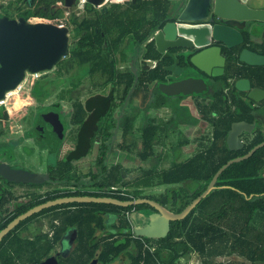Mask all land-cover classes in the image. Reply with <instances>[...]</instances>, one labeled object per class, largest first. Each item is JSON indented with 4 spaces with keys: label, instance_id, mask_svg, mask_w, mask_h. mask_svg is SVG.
I'll use <instances>...</instances> for the list:
<instances>
[{
    "label": "trees",
    "instance_id": "obj_1",
    "mask_svg": "<svg viewBox=\"0 0 264 264\" xmlns=\"http://www.w3.org/2000/svg\"><path fill=\"white\" fill-rule=\"evenodd\" d=\"M57 1L62 0H36L33 7H27L25 0H21L17 2L22 3L24 8L20 5L18 10L26 19L31 16H59L63 9L51 7ZM172 6L171 0H130L103 13L89 3L84 4L80 14L71 12L69 51L57 63L67 76L35 79L30 86L31 93L40 102L58 88V96L64 93L78 95L79 91L75 89L81 78L92 79L99 75L105 82L111 81L110 93H113L116 83L117 88L120 87L119 80L124 86L118 92L125 96L133 87L131 95L140 96L141 102L123 112L118 123L119 130L114 134L107 130L115 126L114 118L105 129H101L105 111L103 103L100 107L91 108L85 116L78 97L71 96L70 123L73 127L70 135L73 145L64 157L49 167V172L62 187H55L53 194L37 202L69 195L111 196L120 200L145 197L158 201L172 212H179L207 187L221 165L245 154L264 140V97L254 101L230 81L246 77L253 86L264 89V64L248 65L238 59L243 47L264 55V23L256 30L242 29L244 40L241 45L223 48L227 55L224 72L208 76L207 89L194 94L204 101L196 102L200 114L197 118L190 114L187 106L180 104L182 95L168 96L159 90L158 84L167 73L163 66L172 59H161L154 41H146L172 19ZM253 34L260 37L258 42L252 40ZM134 56L156 61V66L151 69L137 67V79L132 86L135 74L122 73L117 64L125 63ZM180 63L190 65L189 56L181 55ZM66 79L71 81L68 88L65 87ZM19 97L24 99L23 92L15 95L16 101ZM161 107L171 108L172 116L168 121L148 116L147 110ZM45 109L40 107L39 111ZM142 109L144 113L140 112ZM139 114H142V123L136 134L132 129ZM1 118H7L2 105ZM200 118L208 122L210 131L206 135L207 143L199 144L191 157L177 160L182 153L180 146L189 142L186 135L176 136L170 149L164 153L156 150V146L166 144L174 127L183 124L191 129ZM240 120L255 123V128L251 134H244L240 149H229L227 132L232 122ZM6 132L0 120V136ZM135 134L140 143L135 160L149 161V165L141 167V175L129 181L124 179L129 169L123 165L122 159L136 147ZM49 135L54 143L52 150H58L63 134L54 132V135ZM96 141L99 143L95 157L97 170L79 172L76 161L90 155ZM114 154L117 155L116 161ZM167 158L170 159V166L159 169V162ZM162 185L165 190L158 197L143 192L147 186ZM111 186L116 187L115 192L108 191ZM215 186L184 218L170 221L168 233L161 238L137 236L126 215L127 212L143 209L153 211L148 203L120 206L70 202L55 205L58 209L55 214L60 222L59 234L68 226L77 231L70 264H86L97 249L100 250L98 258L102 263L126 256L129 264H186L194 254L199 264H264V145L248 158L227 166L218 176ZM109 216L112 217L110 221ZM235 256L243 260H234L232 257Z\"/></svg>",
    "mask_w": 264,
    "mask_h": 264
},
{
    "label": "water",
    "instance_id": "obj_2",
    "mask_svg": "<svg viewBox=\"0 0 264 264\" xmlns=\"http://www.w3.org/2000/svg\"><path fill=\"white\" fill-rule=\"evenodd\" d=\"M86 2L94 7L103 6V12L107 11V7L104 6L106 0ZM62 4L63 7L71 8L76 4V0H62ZM258 22L264 23V0H184L175 8L172 19L152 33L151 40L162 57H172L173 62L165 67L172 76H179L184 70L190 72L196 69L206 75L218 76L224 72L226 60L222 46L233 48L241 45L244 40L241 30ZM70 36L68 26L30 21L24 16L17 18L0 16V103L6 98L7 93L21 85L28 74L51 71L58 61L68 54ZM168 48L180 51L169 53ZM178 54L189 56L190 65L186 67L179 65ZM238 59L248 65L264 64V55L246 47L239 51ZM243 82L247 83L246 87L241 86ZM235 87L246 91L247 97L254 101L264 97V90L251 87L247 79L236 81ZM158 88L166 95H187L201 93L207 89V83L201 76H187L170 83L161 82ZM254 128L255 123L245 120L232 122L226 135L228 148L240 149L243 146L242 135L251 134ZM263 145L264 140L255 144L245 154L227 160L214 173L207 187L179 212H172L156 200L145 197L120 200L111 196L69 195L36 205L15 219L9 227L35 211L62 203L100 202L120 206L148 203L155 211L148 215L139 212L140 216L136 217L138 223L133 230L137 236L161 238L168 233L170 221L184 218L201 198L216 187L218 176L227 166L248 158ZM0 174L16 181H40L46 178L42 176L43 173L14 169L7 164H0ZM88 264H100L97 254Z\"/></svg>",
    "mask_w": 264,
    "mask_h": 264
},
{
    "label": "flooded vegetation",
    "instance_id": "obj_3",
    "mask_svg": "<svg viewBox=\"0 0 264 264\" xmlns=\"http://www.w3.org/2000/svg\"><path fill=\"white\" fill-rule=\"evenodd\" d=\"M127 1H130V0H124L123 3H120V4H125ZM182 1L184 0H179V2H182ZM35 2L36 0H25L27 7H33V3ZM85 3H87L86 0L84 4ZM120 4L117 3L116 5H120ZM14 5H15L14 9H16L17 11H21V10H18L19 5H16V4ZM77 5H78V0H76V4L73 7L77 8L76 10H74L76 14H80L83 11V8L79 9ZM51 7H53L56 10L57 9H63V10L67 9L66 10L68 11L67 17L70 22V14L72 11L69 10L70 8L63 7L62 1H57L55 4H52ZM73 7H71V9H73ZM95 8L100 13H103V6L95 7ZM173 13H174V10L172 11V14ZM19 16H22V15H18V17ZM32 17L33 18L35 17V19L38 21H43V19L49 18V17H41V16H31L27 19L30 20V18ZM69 28H70V35H71V32H72L71 23H70ZM70 40H71V36H70ZM150 40H151V35L148 37L146 41H150ZM223 48L224 46H222V52L226 54V51ZM168 51L169 53H172L175 51L179 52L180 50L176 48H168ZM193 52H195V50H193ZM181 55L182 54H178V58H179L178 64L179 65H182L180 63ZM166 57H170V56L162 57V54L160 56L161 59H164ZM170 58L172 59V57ZM226 58H227V55H226ZM172 62H173V59L163 66L164 69L167 65L171 64ZM120 64H122L124 68H120L119 66ZM142 66H146L147 69L154 68L156 66V61H152L150 59H142L141 57L134 56L130 58L129 60H127L125 63L118 62L117 69L120 70L122 73L132 72L133 74H135L134 82L132 85L134 86L135 80L137 79V76H136L137 67H142ZM183 66L186 67V65H183ZM187 76L203 77L208 87V81H209L208 76H211V75H206L197 69L191 70L190 72H187L186 70H184L179 76H172L171 73L167 71L164 79L160 81V83L161 82L170 83V82L179 80ZM93 83L95 84V86H92ZM118 84L122 85V87L124 86V83L119 82V80H118ZM68 86H70V84ZM88 87H94L97 90L95 92L85 93L84 95L75 94L74 96L71 95L70 93H64L58 96L56 93L55 99L51 100L50 102H47V100L51 97L52 94L49 95L47 98H45L42 102H40L39 99L35 97L32 93L31 95L28 93L27 94L23 93L24 98H26L27 96H32V102L24 106L23 108L24 113L20 117V121L23 127V130H22L23 137L19 136V138L13 142L10 141V142L0 143V148L1 149L3 148L2 151H5L7 149L12 150V148H14L18 143L23 141L24 137L28 140L25 144L22 145L20 149H25V150L30 149L31 150L33 148V150H35L37 147L35 148V146H33L32 144L34 142L37 143L39 140H43V142L46 143L48 146L47 147L48 151L49 150L51 151L54 143L52 142L49 134L51 133V135H54V132L55 133L60 132L63 134V136H61L62 142L60 143V145L63 143V141L66 142L67 138L69 137L71 138L70 130L73 127L70 123V113L72 110L71 96L78 97L85 111V114H84L85 116L87 115V113L91 112V108L100 107V105L103 103L105 105V111L102 115L101 122L103 124L102 125L103 127L101 126V129L102 130L105 129L109 121L114 118L116 120L115 126L113 128L107 129L108 131H112L114 134L117 133L119 130L118 123L121 117L123 116V112L125 110L127 111L131 110V108L134 105H139L141 102L140 96L136 97V96L131 95V90L133 87H131L128 93L125 96H123L122 93H119L122 91V88H120L119 86L117 88V83H116L115 89H113V93H110L112 89L111 81L105 82V79L102 78L101 76L99 80H97V82H93L92 79H89L86 76L83 79L81 78V82L79 84L80 91L82 90L87 91L89 90ZM17 94L19 95L21 93L17 91L15 95ZM194 94H199V93H193V94H187V95L177 94L175 96L182 95L180 99V104L187 106L188 109H189V104L191 103L192 106L195 108V112L192 113L190 109H189V112L191 115L198 118L200 117V114H199L196 102L197 101L204 102V101L202 97H197ZM168 96H174V95H168ZM21 101H22L21 97H19L16 101V104H19ZM63 101H66L67 105L62 103ZM40 107H46V109L40 112L39 111ZM162 108L170 110V114L167 117L161 116L158 108L147 110L148 116L149 117L157 116L163 121H168L172 116L171 108L170 107H162ZM140 112L144 113V109H142ZM141 115L142 114H139L134 122V126L132 129L133 132H135V128L136 127L139 128L140 124L142 123V121L140 124L137 123L138 120L141 119ZM64 116H66V118ZM110 116L111 118H109ZM7 119H8V114H7V118L0 119L4 123V126L6 129H7V124L5 122L7 121ZM199 124H204L206 127L204 128V130L201 131L202 133L192 136L193 135L192 132L194 128L198 127ZM172 130L174 131L172 133L176 134L177 137L179 135L182 137L186 135V137L189 139L188 143H191L192 140L195 141L196 139H199L200 140L199 143H194L196 144L195 145L196 147L194 149H197L199 144L207 143L206 135L210 131V126L206 120L200 118L198 123L195 126H193L191 129L187 128L183 124H179L176 127H174ZM205 130H207V132H205ZM243 136L244 134L242 135V138H241L242 140H243ZM114 137L115 135H113V138ZM168 138L166 140L165 145H167ZM174 141L175 139L173 141L168 142L170 144H168L167 147L164 145L167 148L165 149L169 150L170 145ZM67 142L70 144V140ZM188 143L180 146L181 152H184L183 146L185 147V145H187ZM95 144H97V148H98V144H99L98 141L94 143V146ZM138 144L139 145L137 148L140 147L139 142ZM94 146H93V149H94ZM158 147H160L159 150H162L163 148V146H156V150ZM8 154L12 155L11 153H8ZM177 160H179V158ZM168 161L170 163V159H168ZM0 164H7L10 168L28 171L23 168L14 167L13 165L9 163V160L4 157L0 158ZM50 164L51 163L47 164L46 171L40 172L44 174L42 175L43 177L46 176L45 179L43 178L40 181H16V180H13V179H10L4 176L3 174H0V234L7 229L0 237V264H55V263L70 264L69 261L72 256V252L76 246L77 231L75 228L68 226L64 231H62V233L59 234L58 231L60 228V222H59V218L55 214V212L58 211L55 205L44 207L38 211H35L31 213L30 215L20 219L13 226L9 227V225L15 219L20 217L22 214L28 212L30 209L34 208L36 205L40 204L39 202H37L38 200L44 199L50 194H53L55 187L57 186L62 187V185L59 184L58 179H55L49 172ZM96 170H97V167H96ZM96 170L93 171L89 169L88 171L95 172ZM29 172H32V171H29ZM32 173H37V172H32ZM132 212H134L136 217H138L140 216L138 215L139 212L140 213L143 212L144 214L148 215L152 211L148 212L147 209H143L138 212L136 211H132ZM128 213L129 212H127V214ZM108 218L110 219L112 217L109 216ZM131 228L133 230V226ZM99 251H100L99 249L95 250L91 258L95 257L96 254L98 257ZM124 257L125 256H122L120 258L118 257L116 259L114 258L107 263H102L100 259L98 258V262L100 264H112V263L129 264L128 259L126 258L125 260ZM88 262L86 264H88Z\"/></svg>",
    "mask_w": 264,
    "mask_h": 264
},
{
    "label": "rangeland",
    "instance_id": "obj_4",
    "mask_svg": "<svg viewBox=\"0 0 264 264\" xmlns=\"http://www.w3.org/2000/svg\"><path fill=\"white\" fill-rule=\"evenodd\" d=\"M17 1H21V0H0V4L2 5V7L0 8V13L3 15H7L9 18H16L18 17V15H20L21 11H17L16 9H14V4L16 5H22V3H19ZM124 0H110L109 3H106L104 5H106V7L108 9H113L116 6V3L120 4L123 3ZM173 3V6L171 8V12L174 10L175 11V7H177V5H179V0H171ZM4 8V9H3ZM24 8V6H23ZM77 8L73 7V9H69L70 11H74ZM67 9L63 10L61 13V16L64 15V11H66ZM78 11V10H77ZM174 14V13H173ZM172 14V15H173ZM31 21H38L35 19V17L30 18ZM120 68H124V66L122 64L119 65ZM67 76L61 68H59L57 65L49 72L46 73H42V74H38L37 77H32V76H28V78L26 80H24L22 82V86L20 88V90H18L20 93H28L31 95L30 92V86L32 85V82L35 79L38 78H58V77H64ZM100 76H94L92 78L93 82H97V80H99ZM66 83L65 87H69L68 85L71 84V81L69 79H66L64 81ZM89 90L87 91H80L79 86L77 87V89H75V91H79V94H85V93H91V92H95L97 89L94 87H88ZM120 88H122V85H120ZM59 89V88H58ZM58 89L52 93L51 97L47 100V102H50L51 100L55 99V94L58 92ZM13 94H10L8 96H6V98L3 100V102L0 104L2 106L5 107L7 114H8V119L5 122L7 124V132L4 136L0 137V143L2 142H10V141H15L16 139L19 138V136L23 137V127L20 121V117L21 115H23V108L25 105L30 104V102H32V96H27L26 98H24L19 104H15V93H17V91H13ZM137 97V96H136ZM62 103H64L65 105H67L66 101H63ZM191 104V103H190ZM192 106V105H191ZM193 107V106H192ZM162 108V107H161ZM159 108V113L161 116L163 117H167L170 114V110L165 109V108ZM194 108V107H193ZM195 109V108H194ZM154 113V112H153ZM66 118V116H64ZM141 119L138 120V124L141 123ZM138 127L135 128V133H138ZM204 130V124H199L198 127H195L193 130V135L195 136L196 134H200L202 133L201 131ZM209 131V130H208ZM205 132H207V130H205ZM135 134L134 136V140H136V147H134V149L130 152L127 153V156L124 157L122 159V163L123 165L128 168L129 170L127 171V173L125 174V180H129L132 181L133 179L139 177L141 175V167H148L149 165V161L147 162H137V160H135V154L136 151L138 150V137ZM72 137V136H71ZM70 138V137H69ZM67 138L66 142L63 141V143L61 145H59V149L58 150H49L47 149V144L43 142V140H39L37 143L34 142L32 145L35 146V150H33V148L30 150H25V149H20L22 147L23 144H25L27 142L28 139H26L25 137L23 138V141H21L20 143H18L14 148H12V150L7 149L5 151H2L3 148H0V158L4 157L7 158L9 160V163L11 165H13L14 167H19V168H23L26 169L28 171H32V172H44L46 171V166L49 163H53L55 161H57L58 159L62 158L65 156V154L67 153V151L72 147L73 145V139L72 138ZM174 139H176V134L171 133L170 137L168 138V142L173 141ZM194 139V138H193ZM70 140V144L67 142ZM133 140V137H132ZM165 145L166 147L168 146ZM196 144H194V141L192 140L191 143H188L187 145H185V147L183 146V150L184 152L181 153L179 160H186L189 157H191L195 152L196 149H194L196 146ZM165 146H163L162 148V152L164 153L165 150L167 149ZM166 148V149H165ZM160 147L157 148V151H161L159 150ZM8 153H11L12 155H9ZM97 154V144H95L94 149L91 153V155H87L86 157H84L83 159L79 160L76 162V167L78 169V171L80 172H87L89 169L91 170H96V166H95V157ZM9 155V156H8ZM114 160H117V155L114 154ZM152 159H150L151 161ZM170 166V163L168 161V159H163L159 162L158 164V168L159 169H166ZM127 188V187H125ZM165 186H147L146 188H143V192L150 194L154 197H158L159 194L164 190ZM124 189V188H123ZM127 189H130V187H128ZM124 191V190H123ZM126 215H128L127 217L129 218V220L132 223V226L134 227L135 225H137V219H136V215L134 212H129L128 214L126 213ZM110 220V219H109ZM142 223V220H141ZM126 260V256L124 257ZM234 260H243L240 257H232ZM221 260V259H220ZM224 261V260H223ZM199 260L197 259V257L193 254L192 257L186 261V264H199ZM226 263V261H225Z\"/></svg>",
    "mask_w": 264,
    "mask_h": 264
},
{
    "label": "built area",
    "instance_id": "obj_5",
    "mask_svg": "<svg viewBox=\"0 0 264 264\" xmlns=\"http://www.w3.org/2000/svg\"><path fill=\"white\" fill-rule=\"evenodd\" d=\"M84 2H85V0H78V5H77V7L79 8V9H81V8H83V4H84ZM67 15H68V11H64V15H59V16H54V17H49V18H45V19H43V21L44 22H49V23H53V24H55V25H57V26H68V27H70V22H69V20H68V17H67ZM28 76H34V77H37L38 76V74H28L27 75V77H26V79L28 78ZM25 79V80H26ZM21 86H22V83H21V85L17 88L18 90H20V88H21ZM6 96H8V95H6ZM3 101H1V103H2ZM0 103V104H1ZM108 191H116V187L115 186H111L109 189H108Z\"/></svg>",
    "mask_w": 264,
    "mask_h": 264
},
{
    "label": "crops",
    "instance_id": "obj_6",
    "mask_svg": "<svg viewBox=\"0 0 264 264\" xmlns=\"http://www.w3.org/2000/svg\"><path fill=\"white\" fill-rule=\"evenodd\" d=\"M110 2V0H106V2H105V4L106 3H109ZM117 4V3H116ZM260 25H261V23H256L255 25H253L252 27H248V28H254L255 30L256 29H258L259 27H260ZM253 29V30H254ZM252 40L254 41V42H258L259 41V36L258 35H255V34H253L252 36ZM244 80L245 81V79H247V81H248V84L251 86V87H257V88H260V89H262V90H264L263 88H261V87H258V86H253L252 85V83H251V81L248 79V78H246V77H239V78H236V79H230V81H233L234 82V86H235V82L236 81H238V80ZM241 86H247V83H245V82H243L242 84H241ZM236 88V87H235ZM237 89V88H236ZM237 90H239V89H237ZM239 91H243V90H239ZM243 92H246V91H243ZM246 95H247V92H246ZM187 102V101H186ZM192 104H189V109L191 110V112L193 113V112H195V109L191 106ZM159 109V108H158ZM162 109V108H161ZM206 126L204 125V128H205ZM203 141V140H202ZM201 141V142H202ZM200 142V140L199 139H196L195 141H194V143H199Z\"/></svg>",
    "mask_w": 264,
    "mask_h": 264
},
{
    "label": "bare ground",
    "instance_id": "obj_7",
    "mask_svg": "<svg viewBox=\"0 0 264 264\" xmlns=\"http://www.w3.org/2000/svg\"><path fill=\"white\" fill-rule=\"evenodd\" d=\"M13 91H18V89L16 88L15 90L10 91L9 93H7V95L13 94Z\"/></svg>",
    "mask_w": 264,
    "mask_h": 264
}]
</instances>
